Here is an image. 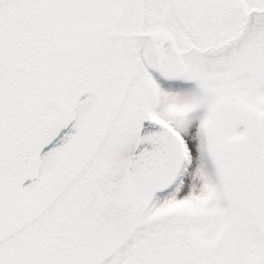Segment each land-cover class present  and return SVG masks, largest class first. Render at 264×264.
Instances as JSON below:
<instances>
[{"label":"snow or ice","instance_id":"1","mask_svg":"<svg viewBox=\"0 0 264 264\" xmlns=\"http://www.w3.org/2000/svg\"><path fill=\"white\" fill-rule=\"evenodd\" d=\"M0 264H264V0H0Z\"/></svg>","mask_w":264,"mask_h":264}]
</instances>
